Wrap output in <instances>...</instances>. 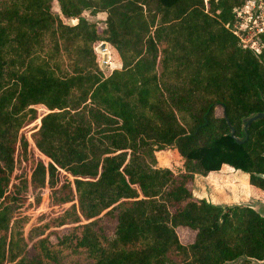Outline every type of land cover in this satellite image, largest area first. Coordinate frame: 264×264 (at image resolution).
Listing matches in <instances>:
<instances>
[{
    "label": "trees",
    "instance_id": "16d2710c",
    "mask_svg": "<svg viewBox=\"0 0 264 264\" xmlns=\"http://www.w3.org/2000/svg\"><path fill=\"white\" fill-rule=\"evenodd\" d=\"M52 1L0 0V264H55L73 253L82 264L264 259L263 217L190 188L195 174L225 164L247 174L249 197L264 199L255 176L264 173V117L245 141L228 135L231 127L242 139L241 118L264 108V50L242 47L224 26L245 0H54L58 12ZM84 11L104 13L102 26ZM100 43L112 70L100 66ZM36 107L44 111L35 119ZM86 109L101 118L97 144ZM28 142L44 162L30 164ZM29 169L50 188L33 218L16 206ZM99 214L111 221L108 236ZM176 227L192 240L181 244ZM32 232L36 257L22 260Z\"/></svg>",
    "mask_w": 264,
    "mask_h": 264
},
{
    "label": "rangeland",
    "instance_id": "374dc122",
    "mask_svg": "<svg viewBox=\"0 0 264 264\" xmlns=\"http://www.w3.org/2000/svg\"><path fill=\"white\" fill-rule=\"evenodd\" d=\"M51 9L54 12H58V6L56 2L53 0L51 2ZM82 16L88 20L89 22L98 23L97 26H102L105 14L98 13L96 15L89 14L87 11L82 12ZM67 24L75 23L74 19H68L66 21ZM264 50V45H262L257 53L260 54ZM99 54V53H98ZM102 58V55L99 54V59ZM102 69L108 70L109 68L101 66ZM113 68V67H112ZM115 68V66H114ZM117 68V67H116ZM44 110L42 108L36 107L34 109L35 119L42 114ZM84 114L86 115V119L89 123L90 129V141L94 142V144L98 143L97 135L95 133L96 126L98 125L99 120L101 118L99 116L91 115L88 112V109L85 110ZM215 114L220 115V108L215 109ZM36 123V120H34ZM34 123V124H35ZM34 124L29 127H23L21 130L25 132L26 135L29 134L31 129L34 128ZM28 160L30 164H35L40 162V160L44 159L37 154L32 144L28 142ZM167 154V153H166ZM102 156H95V159L101 160ZM143 159L145 163L149 164L150 155L148 153L143 154ZM160 160V159H159ZM156 164L161 165L162 163L157 161ZM34 167V166H33ZM32 167V168H33ZM43 172L32 175L31 169L27 174V187L26 190L21 192L22 201H19L17 206V211L19 210L21 214H26L33 218L38 213L47 209V194L50 191V188L47 186L45 181V176L43 177ZM192 196L197 199H204L206 202L215 204V205H223V204H231L238 202H249L251 198L248 195V179L247 174H244L240 171L234 170L229 166L221 165L220 168L214 172L206 173L205 175L195 174L192 179V183L190 185ZM260 194V193H259ZM264 196V195H263ZM244 199V201H240V199ZM259 200V199H256ZM261 201H264L261 200ZM100 218L98 222L100 233L104 236H108L111 233V221L110 219L104 220L102 215L99 214L97 218ZM31 221V220H30ZM68 231V225H63L57 228L56 233L50 236V240L52 242L55 241L54 235H61ZM176 235L181 244L186 245L192 240L193 232L185 227H176L175 228ZM39 236V232L28 233L24 236V246L22 252L19 256L22 260H30L36 257V252L33 249V241ZM84 261V257L82 254L73 253L69 254L65 257L57 260L55 264H82ZM239 261H234L231 264H237Z\"/></svg>",
    "mask_w": 264,
    "mask_h": 264
},
{
    "label": "built area",
    "instance_id": "2783aa9c",
    "mask_svg": "<svg viewBox=\"0 0 264 264\" xmlns=\"http://www.w3.org/2000/svg\"><path fill=\"white\" fill-rule=\"evenodd\" d=\"M224 26L242 47L257 54L260 47L264 45L261 38L264 35L263 0H245L242 4L235 6L232 9L231 19ZM97 53L107 55L105 60L100 59V66L107 67L109 70L114 69L115 65L109 59L105 44Z\"/></svg>",
    "mask_w": 264,
    "mask_h": 264
},
{
    "label": "water",
    "instance_id": "95a60500",
    "mask_svg": "<svg viewBox=\"0 0 264 264\" xmlns=\"http://www.w3.org/2000/svg\"><path fill=\"white\" fill-rule=\"evenodd\" d=\"M101 48H103V44H100L98 47H96V52H99V50ZM106 57H107L106 54L102 55V60H105ZM259 96H260V99L262 100V102L264 104V96L262 94H259ZM223 116H224V114H223ZM263 117H264V108L262 111L255 112V113H252L246 117L241 118V128L240 129H241V134L243 136L242 139L234 137L233 129L231 127L229 128L228 135L231 138H233V140L236 143H241V142L245 141L247 138L248 126L252 122L260 120ZM226 123H227V121H226ZM263 145H264V141H263ZM262 155L264 156V152L262 153ZM255 176L264 179V173H255ZM232 205H240V206L248 207V208L252 209L254 212H256L260 217L264 218V201L256 200V199H250L249 202H240V203L238 202V203H231V204H223L222 206H232ZM240 259H238V261H239L238 263H240ZM235 261H237V260H235ZM249 261H250V264H264V259H262V260L250 259ZM233 262H231V263H233Z\"/></svg>",
    "mask_w": 264,
    "mask_h": 264
},
{
    "label": "crops",
    "instance_id": "0c3cea01",
    "mask_svg": "<svg viewBox=\"0 0 264 264\" xmlns=\"http://www.w3.org/2000/svg\"><path fill=\"white\" fill-rule=\"evenodd\" d=\"M223 165H225V164H223ZM225 166H227V165H225ZM233 169V168H232ZM234 170H236V169H234ZM238 171V170H237ZM210 172H214V171H209V172H207V173H210ZM241 172V171H240ZM243 173V172H242ZM245 174V173H244ZM198 175H200V174H198ZM202 176V175H201ZM247 191H248V189H247ZM248 195H249V192H248ZM240 199V198H239ZM234 201H236L235 203H238V200H234ZM240 201H244V199H240Z\"/></svg>",
    "mask_w": 264,
    "mask_h": 264
}]
</instances>
